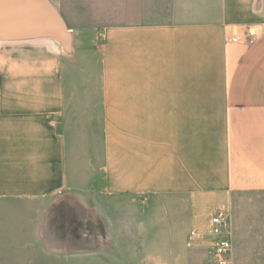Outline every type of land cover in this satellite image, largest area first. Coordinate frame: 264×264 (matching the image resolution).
<instances>
[{"label": "crops", "instance_id": "0c3cea01", "mask_svg": "<svg viewBox=\"0 0 264 264\" xmlns=\"http://www.w3.org/2000/svg\"><path fill=\"white\" fill-rule=\"evenodd\" d=\"M49 1L70 52L0 41V264H132L264 194V0Z\"/></svg>", "mask_w": 264, "mask_h": 264}, {"label": "rangeland", "instance_id": "374dc122", "mask_svg": "<svg viewBox=\"0 0 264 264\" xmlns=\"http://www.w3.org/2000/svg\"><path fill=\"white\" fill-rule=\"evenodd\" d=\"M175 202V200L157 201L155 204L164 206ZM229 209L232 224L235 220L240 223L241 221L252 222L259 217L264 219V194L237 195L234 198V204ZM153 247V251H148L146 246H139L138 250L137 247L135 250L131 247V253L124 254L131 256L132 264H153V261L154 264H170V262L178 264L181 255L187 256L188 264H206L208 261L206 246L203 242L153 245ZM232 264H264V239L233 240Z\"/></svg>", "mask_w": 264, "mask_h": 264}, {"label": "water", "instance_id": "95a60500", "mask_svg": "<svg viewBox=\"0 0 264 264\" xmlns=\"http://www.w3.org/2000/svg\"><path fill=\"white\" fill-rule=\"evenodd\" d=\"M50 39L71 51V34L49 0H0V41Z\"/></svg>", "mask_w": 264, "mask_h": 264}, {"label": "built area", "instance_id": "2783aa9c", "mask_svg": "<svg viewBox=\"0 0 264 264\" xmlns=\"http://www.w3.org/2000/svg\"><path fill=\"white\" fill-rule=\"evenodd\" d=\"M256 30V34L253 31ZM261 27H246L236 29L229 27L224 34V42L254 44L261 36ZM208 228L199 233L191 231L189 243H204L207 250L206 264H232L233 254V224L229 208L218 207L210 216Z\"/></svg>", "mask_w": 264, "mask_h": 264}]
</instances>
